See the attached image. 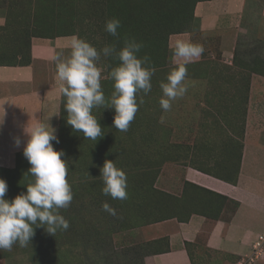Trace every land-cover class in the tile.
Here are the masks:
<instances>
[{
	"label": "rangeland",
	"instance_id": "obj_1",
	"mask_svg": "<svg viewBox=\"0 0 264 264\" xmlns=\"http://www.w3.org/2000/svg\"><path fill=\"white\" fill-rule=\"evenodd\" d=\"M195 0H0V65L30 61V47L48 38L65 37L56 52L67 54L73 35L99 52L105 46L117 51L125 41L142 44L139 58L147 56L156 69L152 89L137 93L139 110L128 131L114 128V109L95 107L104 135L93 141L66 123L61 97L59 143L67 161V180L73 199L60 209L69 222L54 236L34 226L27 247L17 243L0 250V264H146L147 257L163 250V239L147 241L142 228L173 216L186 218L199 212L209 218L226 216L233 204L221 195L191 183L192 169L233 181L243 148L247 77L264 74V18L250 11L239 24L231 63L219 50L220 33L194 30ZM118 19V35L105 30L106 21ZM190 39L203 46L202 56L187 65V93L162 110L160 82H166L172 61L170 45ZM119 64L115 53L101 52L97 67L106 99L112 81L107 75ZM225 67L233 68L226 70ZM239 85V86H238ZM141 98L143 103H140ZM163 117V122L161 118ZM4 137L0 142L4 143ZM113 160L127 177V199H112L102 192L100 168ZM23 150L9 155L0 150V179L7 183L6 199L26 191L32 179ZM108 203L116 215L106 212ZM46 227V226H45Z\"/></svg>",
	"mask_w": 264,
	"mask_h": 264
},
{
	"label": "crops",
	"instance_id": "obj_2",
	"mask_svg": "<svg viewBox=\"0 0 264 264\" xmlns=\"http://www.w3.org/2000/svg\"><path fill=\"white\" fill-rule=\"evenodd\" d=\"M264 18V0H195L192 7L194 30L220 33V53L228 63L238 40L239 24L250 11ZM65 37L34 42L30 62L0 65V126L2 153L23 150L24 127L34 119L47 122L58 135L61 95L51 57ZM226 70L233 69L225 67ZM239 86V85H238ZM59 109V115H53ZM15 138L21 140L19 147ZM188 180L216 195L226 197L233 208L226 216L209 218L190 212L186 218L173 216L142 228L147 241L166 243L165 250L150 254L146 264H264V240L253 254V243L264 237V74L252 71L247 77L243 148L235 180L192 169Z\"/></svg>",
	"mask_w": 264,
	"mask_h": 264
},
{
	"label": "clouds",
	"instance_id": "obj_3",
	"mask_svg": "<svg viewBox=\"0 0 264 264\" xmlns=\"http://www.w3.org/2000/svg\"><path fill=\"white\" fill-rule=\"evenodd\" d=\"M120 27L118 19L106 21L105 30L117 36ZM142 44L134 39L125 41L118 51L113 46H105L99 52L86 40L73 35L67 54L57 52L51 57L55 63L56 80L67 113L66 123L75 132H82L84 138L97 141L104 133L98 119L92 115L95 107L114 109L113 126L126 132L137 111V93L147 95L151 89V78L156 69L148 66L147 56L139 58L137 53ZM172 61L166 82H160L162 96L159 104L169 111L172 103L182 98L188 90L186 83L187 65L197 61L203 54L202 45L190 39L177 38L171 45ZM101 52L105 57L116 54L119 64L112 67L107 79L112 81V92L106 99L101 85L102 70L97 67ZM140 103H143L141 98ZM59 109L53 115H59ZM5 112L0 114V126L4 124ZM47 122L34 119L24 127L27 137L23 145V155L30 164L28 174L32 177L21 192L13 199H6L7 183L0 179V250L11 251L17 243L27 247L34 236V226L43 227L52 236L58 230H67L69 222L60 214V209L70 206L73 193L67 180L69 166L63 150H54L53 142L59 143L56 130ZM163 122V117L161 118ZM20 146L21 140L15 138ZM103 181L102 192L112 199H127V177L113 160H105L100 168ZM111 215L115 209L108 203L102 205ZM46 226V227H45Z\"/></svg>",
	"mask_w": 264,
	"mask_h": 264
},
{
	"label": "built area",
	"instance_id": "obj_4",
	"mask_svg": "<svg viewBox=\"0 0 264 264\" xmlns=\"http://www.w3.org/2000/svg\"><path fill=\"white\" fill-rule=\"evenodd\" d=\"M263 240H264L263 235H260L258 239L253 243V251H252L253 254H258L260 252Z\"/></svg>",
	"mask_w": 264,
	"mask_h": 264
},
{
	"label": "trees",
	"instance_id": "obj_5",
	"mask_svg": "<svg viewBox=\"0 0 264 264\" xmlns=\"http://www.w3.org/2000/svg\"><path fill=\"white\" fill-rule=\"evenodd\" d=\"M193 5H194V4H193ZM29 62H30V61H29ZM29 62H27V63H29ZM27 63H26V64H27ZM163 250H165V249H163ZM157 252H158V251H157Z\"/></svg>",
	"mask_w": 264,
	"mask_h": 264
}]
</instances>
